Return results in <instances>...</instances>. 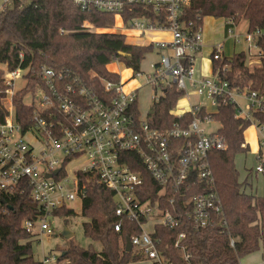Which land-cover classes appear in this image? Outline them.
<instances>
[{"label":"built area","instance_id":"obj_1","mask_svg":"<svg viewBox=\"0 0 264 264\" xmlns=\"http://www.w3.org/2000/svg\"><path fill=\"white\" fill-rule=\"evenodd\" d=\"M23 1L0 0V12ZM72 1L83 12L95 10L120 17L125 30L170 33L171 41L155 44L169 53L161 54L152 65L153 73L146 75L147 84L162 88V95L166 87L175 85L190 97L189 90L193 88L199 104L177 116L179 120L172 128L160 130L152 126L151 116L141 118V86L127 91L122 81L100 78L107 95L102 99L84 85L80 76L43 67L38 74L41 85L31 93L32 102L26 104L33 108V124L24 130L15 119L13 88L25 71L5 70L4 81L10 88L2 102L9 114L0 121V192L15 191L23 184L30 186L40 215L26 221L24 228L41 240L42 235L53 234L47 218L60 208H71L76 201L83 203L87 185L97 181L114 194L118 217L115 230L121 232L126 222L139 229L129 238L131 253L139 257L138 262L176 264L170 254L174 249L183 264H192V255L183 243L187 233L180 232L174 243L164 244L157 229L174 230L185 225L199 232L217 223L227 225L210 156L227 150L228 143L218 131L209 132L207 125L215 122L212 115L221 105L234 106L236 118L256 125L260 163L255 174H263L264 123L255 120L254 115L264 112V92L231 85L224 75L226 67L223 74L218 68L211 77H196V56L203 47L204 33L203 26L195 28L192 22L182 19L191 0ZM133 6L153 9L157 15L165 16L167 25H160L159 18L146 17L125 23L123 14L132 12ZM223 22L225 36L234 44L240 43V24L233 19ZM82 28L92 27L85 21ZM242 37L247 44V52L243 51L247 58L255 54L254 50L257 57L263 56L260 42L264 43V28L253 32L246 29ZM223 47L222 42L213 47L212 62L225 60ZM160 97L153 99L159 101ZM188 112L192 118L186 122L184 114ZM73 162L82 164L68 171ZM131 165L149 175L157 188L153 186L155 192L147 186L144 172ZM56 170L59 173L54 175ZM234 244L232 239L231 246ZM41 262L66 264L56 253L43 254Z\"/></svg>","mask_w":264,"mask_h":264},{"label":"trees","instance_id":"obj_2","mask_svg":"<svg viewBox=\"0 0 264 264\" xmlns=\"http://www.w3.org/2000/svg\"><path fill=\"white\" fill-rule=\"evenodd\" d=\"M123 17L125 23L146 17L152 20L159 18L160 25H167L165 16L142 6H133L132 12L127 10ZM207 17L233 19L237 24L244 20L248 23V31L253 32L264 28V0H191L182 19L192 22L197 28L203 26ZM85 21L95 29H110L116 24V16L95 10L83 12L72 0H24L0 12V121L9 114L2 102L10 88L4 81L5 70L20 68L25 71L27 84L15 93L13 106L16 121L27 130L33 124V108L24 100L41 85L38 74L43 67L80 76L84 85L104 99L107 95L100 78L121 81L119 74L108 69L109 64L119 62L139 73L142 62L155 49L154 44H128L126 35L121 33L84 29ZM61 30L65 33L61 34ZM260 45L264 50V43L260 42ZM247 59L245 52L235 53L223 62H213V68H221L223 74L222 69L226 67L224 75L231 85L264 92V54L261 62L253 67L247 64ZM164 90L159 101H154L150 114L152 126L160 130L172 128L179 120L173 110L184 96V92L175 85ZM191 118L189 112L184 114L186 122ZM254 119L264 123V112L255 114ZM212 120L221 124L217 131L228 143L227 150L215 151L210 156L227 225L217 223L199 232L193 227L186 229L185 225L174 230L159 227L157 234L166 244L174 243L178 234L185 231L187 237L183 243L192 255V264H240L241 259L258 250L262 251L264 259V197H254L242 190L243 184L239 182L234 164L236 155L249 150L245 131L252 122L236 118V109L232 105L219 106ZM131 166L134 170L143 171ZM143 172L147 186L156 188L149 175ZM87 189L82 215L89 221L83 224V232L86 238L98 245L82 248L70 243L61 252L60 261L66 264L138 262L139 257L126 252V240L139 232L137 226L126 222L123 230L117 232L113 192L97 181H92ZM53 214L71 217L75 212L72 208L63 207ZM39 215L40 209L32 198L30 186L23 184L15 191L0 192V264H42L35 259L32 250L38 236L27 233L24 228L26 221L35 220ZM232 239L235 240L234 246H231ZM170 254L176 264H183L177 251L172 249Z\"/></svg>","mask_w":264,"mask_h":264},{"label":"rangeland","instance_id":"obj_3","mask_svg":"<svg viewBox=\"0 0 264 264\" xmlns=\"http://www.w3.org/2000/svg\"><path fill=\"white\" fill-rule=\"evenodd\" d=\"M1 6V3H0ZM224 22L221 19H212V18H205L203 21V33L204 38H209L207 43L204 45L200 51V53L196 56L197 69L196 75L202 76H212L211 72V63L212 57L210 51L213 50V44L218 41L223 42L225 39L224 34ZM91 25V24H90ZM247 21L240 22V30L238 33L240 35L241 42L232 46L231 39H227L224 43V47L222 53L227 57L230 58L234 55V53L240 52H247V44L244 41L242 35L244 34L247 28ZM91 31H96L98 33H102V30L108 29H95L91 25ZM110 29H112L110 31ZM109 29V33H119L120 31L124 34L125 30L123 28V22L120 17L117 16L116 24L113 28ZM119 29H121L119 31ZM105 32V31H103ZM130 32V31H129ZM131 33V32H130ZM152 32L147 33L143 36L141 41H147L151 37ZM160 33H167V32H160ZM169 34H166L168 37ZM164 37V38H166ZM230 40V41H229ZM255 54L253 56L248 57L247 64L250 67H253L254 64H259L261 62L262 57H257L256 50L253 51ZM159 61L158 50L154 49V51L147 55L146 59L142 62L140 67V75L136 73L133 74L131 69L126 68V66L119 62H114V68L117 70V73L120 75L121 80L128 81L125 85V89H128L129 86L135 85L138 87H142L139 89V102L138 107L140 110L141 118L147 120L152 113V107L154 105L153 97L162 96V88L158 86H152L147 84V74H152L151 64H155ZM115 72V71H114ZM135 76V78H133ZM197 77V76H196ZM122 81V82H123ZM170 81V80H169ZM124 83V82H123ZM27 84V79L25 77L19 78L15 81L14 84V92H18L22 90ZM195 90L191 88L189 90V95L182 96L176 108L173 110V114L175 116H179L182 113L188 111L191 105L199 104V97L195 95ZM25 103L30 104L32 102V94H28L25 98ZM5 102V101H4ZM5 104H7L5 102ZM221 128V124L219 122H213L207 125V130L209 132H216ZM256 125L252 124L246 131H245V140L246 143L249 144V150L246 153H241L236 155L234 164L236 170L239 174V182L243 184V188L245 187V191L248 194H254L255 196H264V173L258 176L255 175V167L260 163L257 156H258V149H259V140L260 136L257 134ZM81 162H73L70 166H68V171H71L72 166L76 167L77 165H81ZM243 190V189H242ZM70 207L74 210L75 214L71 217H63V216H56L50 215L47 218V223L53 230V234L42 235L41 240L40 237L33 243V254L36 260H42L43 254L49 253H56L57 255H61V252L70 245V243L75 244L76 246L82 248H88L90 245H94L97 247L98 244H95L90 239L86 238L83 232V224L88 222L89 220L82 215L83 205L81 201H76L70 205ZM65 229H68L71 233H73V237L68 240L64 237L63 233ZM98 248H100L98 246ZM129 264H144L142 262H132ZM240 264H264V259L262 257V251L258 250L243 259L240 260Z\"/></svg>","mask_w":264,"mask_h":264},{"label":"crops","instance_id":"obj_4","mask_svg":"<svg viewBox=\"0 0 264 264\" xmlns=\"http://www.w3.org/2000/svg\"><path fill=\"white\" fill-rule=\"evenodd\" d=\"M207 18H212V17H207ZM213 19V18H212ZM222 22H223V20H222ZM247 29V28H246ZM112 29H110V31H111ZM103 31H105V32H109V29L108 30H102V32ZM119 31H120V29H119ZM131 33H130V32ZM119 33H121V34H123L121 31L119 32ZM149 33V32H148ZM147 33H145V34H141L140 32H138V31H133V30H127V31H125V33H124V35H126V40H127V43L128 44H133V45H144V46H148V45H151V44H154V46H155V44L156 43H158V42H161V41H171V34L170 33H160V31L159 32H152V33H150V34H152L151 35V37L149 38V39H147V41H141L140 42V40H142L143 39V36H145ZM166 34H169V36L168 37H166ZM225 34V33H224ZM164 37H166V38H164ZM225 38V40L222 42L223 44L225 43V41L227 40V39H230V38H227L226 36H224ZM209 40V38H204V45L207 43V41ZM230 41V40H229ZM218 43H221V41H218V42H216L215 44H213V47L216 45V44H218ZM231 43H232V46L233 45H235L234 44V42H233V40H231ZM155 49L156 50H158V55H159V58H160V56H161V54H163V53H169L168 51H166V50H161V49H159V48H157L156 46H155ZM210 51H212V49L210 50ZM211 54V57H212V52H210ZM235 54V53H234ZM147 57V56H146ZM226 57V56H225ZM227 58V57H226ZM156 64V63H155ZM196 64H197V61H196ZM114 63H111V64H109L108 65V69L111 71V72H113V73H117V70L114 68ZM152 65L153 64H151V67H152ZM196 68L198 69V71H199V68H198V66L196 65ZM132 70V69H131ZM115 71V72H114ZM132 72H133V70H132ZM211 72H212V75H213V73H214V68H213V62L211 63ZM118 74V73H117ZM133 74H134V72H133ZM197 76V78H203V77H209V76H202V75H196ZM121 81H123V80H121ZM124 83H125V85L127 84V82L128 81H123ZM138 88V86H135V85H131V86H129L128 87V89H126L127 91H133V90H135V89H137ZM256 176H258V175H260V174H255ZM245 189V187L243 188V191L246 193V191L244 190ZM248 194V193H247ZM249 195H252V196H254V197H264V196H259V195H257V196H255L254 194H249Z\"/></svg>","mask_w":264,"mask_h":264},{"label":"water","instance_id":"obj_5","mask_svg":"<svg viewBox=\"0 0 264 264\" xmlns=\"http://www.w3.org/2000/svg\"><path fill=\"white\" fill-rule=\"evenodd\" d=\"M124 55V54H122ZM59 173V170H56L54 172V175H57ZM64 237L68 240H70L73 237V233H71L68 229H65L64 233H63ZM132 251V244L129 238H127L126 240V252H131ZM65 254H63L64 256Z\"/></svg>","mask_w":264,"mask_h":264}]
</instances>
